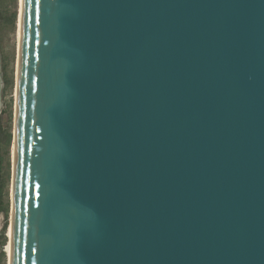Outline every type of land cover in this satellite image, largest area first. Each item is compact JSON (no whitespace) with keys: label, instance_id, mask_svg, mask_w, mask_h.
<instances>
[{"label":"water","instance_id":"obj_1","mask_svg":"<svg viewBox=\"0 0 264 264\" xmlns=\"http://www.w3.org/2000/svg\"><path fill=\"white\" fill-rule=\"evenodd\" d=\"M17 55L8 264H264V0H22Z\"/></svg>","mask_w":264,"mask_h":264},{"label":"rangeland","instance_id":"obj_2","mask_svg":"<svg viewBox=\"0 0 264 264\" xmlns=\"http://www.w3.org/2000/svg\"><path fill=\"white\" fill-rule=\"evenodd\" d=\"M18 7V0H0V264H8Z\"/></svg>","mask_w":264,"mask_h":264},{"label":"bare ground","instance_id":"obj_3","mask_svg":"<svg viewBox=\"0 0 264 264\" xmlns=\"http://www.w3.org/2000/svg\"><path fill=\"white\" fill-rule=\"evenodd\" d=\"M18 2H19V7H18V15H17V39H18V46H19V32H20V17H21L22 0H18ZM17 54H18V47H17ZM14 91H15V101H16V83H15V90ZM6 232H7V237H8V242H7L6 248H7V253H8L7 255H8V259H9V256H10V241H11V224H9Z\"/></svg>","mask_w":264,"mask_h":264},{"label":"trees","instance_id":"obj_4","mask_svg":"<svg viewBox=\"0 0 264 264\" xmlns=\"http://www.w3.org/2000/svg\"><path fill=\"white\" fill-rule=\"evenodd\" d=\"M1 188H2V186H1V184H0V194H1Z\"/></svg>","mask_w":264,"mask_h":264}]
</instances>
